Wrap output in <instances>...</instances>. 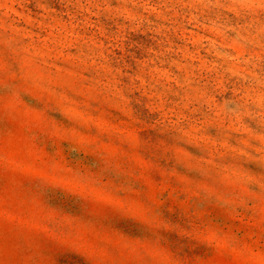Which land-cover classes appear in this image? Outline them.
<instances>
[{"label": "rangeland", "instance_id": "374dc122", "mask_svg": "<svg viewBox=\"0 0 264 264\" xmlns=\"http://www.w3.org/2000/svg\"><path fill=\"white\" fill-rule=\"evenodd\" d=\"M0 264H264V0H0Z\"/></svg>", "mask_w": 264, "mask_h": 264}]
</instances>
